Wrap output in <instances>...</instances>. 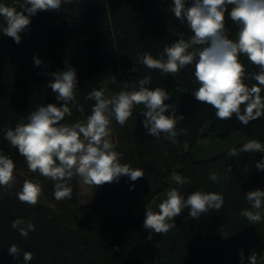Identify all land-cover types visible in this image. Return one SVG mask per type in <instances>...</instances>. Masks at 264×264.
Listing matches in <instances>:
<instances>
[{
	"label": "trees",
	"instance_id": "16d2710c",
	"mask_svg": "<svg viewBox=\"0 0 264 264\" xmlns=\"http://www.w3.org/2000/svg\"><path fill=\"white\" fill-rule=\"evenodd\" d=\"M0 2L12 4L13 0ZM186 3L190 5L192 0ZM171 7L172 0H73L59 11H40L32 16L28 29L20 33L19 44L0 32V129L14 128L38 105L59 106L62 102L47 85L53 80L50 73L68 67L76 69V95L83 113L70 105L73 114L61 123L71 124L91 114L94 101L85 96L93 88L107 83L106 95H111L125 83L138 87L139 79L151 76L146 86L162 87L171 94L165 103L175 105L177 116L183 115L177 128L185 129L177 144L163 135L157 140L143 127L142 106H137L123 127L113 119L115 150L123 154L121 163L142 169L144 177L131 181L122 176L119 182L92 186L93 201L87 203L81 202L79 177L70 182L72 198L56 200L53 182L30 173L25 159L0 132V150L16 165L14 187H0V264H24L23 255L15 260L8 254L11 244L33 253L29 264H241V249L243 264H249L248 256L253 252L256 264H264V209L261 222L256 224L240 215L243 209L251 208L245 194L264 179V171L256 168L264 153L230 157L227 150L197 157L193 151L204 128L223 139L241 133L264 144V116L247 126L235 115L219 120L215 109L192 94L199 86L193 65L173 77L140 63L139 54L150 52L158 58L165 45L181 35L186 40L193 35L186 21L175 18ZM237 30L226 12V35L234 39ZM34 56L42 60L40 66H34ZM240 60L247 73L258 71L246 56L241 55ZM177 86L187 91L177 92ZM261 94L264 96V91ZM169 114L171 110L166 112ZM212 171L222 179L210 180ZM174 172L189 183L177 185L171 179ZM26 179L39 180L43 189L34 207L16 197ZM173 187H179L185 198L194 191L219 193L224 204L219 212L212 210L198 219L190 218L186 208L169 221L176 227L164 234L151 233L149 240L150 230L143 227L144 204H153ZM17 218L31 219L35 224V231L27 238L11 227Z\"/></svg>",
	"mask_w": 264,
	"mask_h": 264
},
{
	"label": "clouds",
	"instance_id": "9594fccd",
	"mask_svg": "<svg viewBox=\"0 0 264 264\" xmlns=\"http://www.w3.org/2000/svg\"><path fill=\"white\" fill-rule=\"evenodd\" d=\"M72 3L73 0L0 2V17L3 19L0 32L19 44L22 39L20 33L28 29L32 16L40 11H59L63 5ZM171 11L182 23L186 21L193 35L187 40L181 35L171 45H165L158 58L150 52L139 54L140 63L148 69L159 70L162 75L173 77L178 76L186 66L193 65L199 86L192 94L197 101L215 109L219 120H230L235 115L247 126L264 116V96L261 94L264 91V0H192L190 5L186 0H172ZM226 12L238 29L234 39L225 32ZM241 55L256 65L258 71L247 73L240 60ZM33 60L34 66L42 64L37 56ZM50 75L53 80L47 86L56 93V100L62 103L59 106L54 103L38 105L14 128H3L0 132H3V139L9 142L10 147L17 149L25 159L30 173H38L53 182V196L58 201L72 198L70 182L75 177L93 187L119 182L122 176L131 181L144 177L142 169L121 163L123 154L115 150L117 145L112 140L113 119L123 127L137 106H142L143 127L157 140L163 135L164 139L177 144L178 136L185 132V129L177 128L184 119L183 115L177 116L175 105L165 103L171 94L162 87L146 86L151 83V76L139 79L138 87L125 83L120 91L111 95H106L107 83L99 89L93 88L85 96L86 100L94 101L91 114L71 124L61 123L66 116H72V107L83 113L76 95L77 73L75 68L68 67ZM247 80H254L255 83L249 85ZM175 90L187 91L179 86ZM169 110L171 114L166 115ZM245 152H264V144L249 139L241 147L231 148L227 155L236 157ZM15 167L11 156L0 150V187H14ZM256 168L264 171V159L256 163ZM171 179L179 186L189 183L175 172ZM209 179L219 181L222 177L212 171ZM42 194L39 180L26 179L16 197L21 203L34 207ZM245 195L251 208L243 209L240 215L252 224L261 222L264 191L252 190ZM223 204L224 196L219 193L194 191L185 198L179 187L170 188L166 199L158 205L159 211L146 206L143 227L150 230L147 239H152L151 233L164 234L176 227L169 221H174L186 208L190 218L198 219L203 213L219 212ZM11 227L25 238L36 228L31 219L25 218L13 220ZM8 254L15 260L23 255L24 264L33 259L32 252L24 251L16 244L9 246ZM240 260L243 264L242 249ZM248 262L256 264L254 252L248 256Z\"/></svg>",
	"mask_w": 264,
	"mask_h": 264
},
{
	"label": "rangeland",
	"instance_id": "374dc122",
	"mask_svg": "<svg viewBox=\"0 0 264 264\" xmlns=\"http://www.w3.org/2000/svg\"><path fill=\"white\" fill-rule=\"evenodd\" d=\"M207 126V124H206ZM202 138L200 139L197 146L194 148V154L199 157L201 156H207V155H213L216 153H221L227 150H230L235 145L243 144L249 140L248 137L241 133H235L231 135L230 137L223 139L219 137L215 133H211L208 128H204L202 131ZM112 140L114 143H116L115 135L112 133ZM264 153V152H263ZM80 181V196H81V202L87 203L90 201H93V188L90 185H86L82 182V180L79 178ZM255 190L259 189L264 191V179L261 183H259L256 187H254ZM167 194V193H166ZM166 194L163 196L157 198L153 204H147L151 208H158V205L166 199ZM146 204H144V209L146 210Z\"/></svg>",
	"mask_w": 264,
	"mask_h": 264
}]
</instances>
